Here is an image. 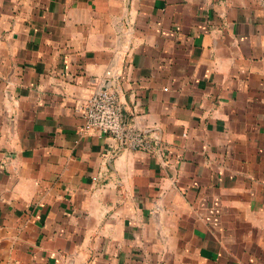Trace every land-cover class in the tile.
Instances as JSON below:
<instances>
[{
	"label": "crops",
	"instance_id": "obj_1",
	"mask_svg": "<svg viewBox=\"0 0 264 264\" xmlns=\"http://www.w3.org/2000/svg\"><path fill=\"white\" fill-rule=\"evenodd\" d=\"M0 264H264V0H0Z\"/></svg>",
	"mask_w": 264,
	"mask_h": 264
},
{
	"label": "built area",
	"instance_id": "obj_2",
	"mask_svg": "<svg viewBox=\"0 0 264 264\" xmlns=\"http://www.w3.org/2000/svg\"><path fill=\"white\" fill-rule=\"evenodd\" d=\"M107 76L117 79L112 71ZM82 113L87 129H97L104 135L113 137L123 148L144 151L151 146L144 132L129 125L119 95L109 84L87 101Z\"/></svg>",
	"mask_w": 264,
	"mask_h": 264
}]
</instances>
